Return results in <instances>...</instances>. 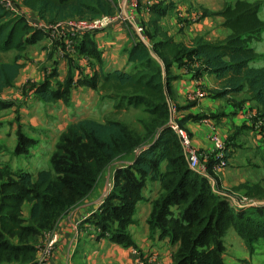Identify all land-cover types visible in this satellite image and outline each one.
I'll list each match as a JSON object with an SVG mask.
<instances>
[{
	"label": "trees",
	"instance_id": "16d2710c",
	"mask_svg": "<svg viewBox=\"0 0 264 264\" xmlns=\"http://www.w3.org/2000/svg\"><path fill=\"white\" fill-rule=\"evenodd\" d=\"M22 3L47 24L116 11L112 0H22ZM216 14L224 18L229 30L226 38L207 41L197 37L189 47H181L176 56L183 54L188 60L196 59L206 73L223 78L221 96L244 90L256 102L258 115L264 121V65H251L258 53L250 46L264 29L259 2H225ZM38 39V32L25 18L0 4L1 50H20ZM92 45L97 51L93 42ZM152 49L156 48L141 40L133 42L127 61L140 67L134 71L113 69L104 76L105 82L113 80L119 86L132 88L134 96L129 102L134 107L143 106L153 116L144 123L143 132L114 119L104 122L79 119L61 135L50 159L52 170L41 169L34 179L27 171L19 172L16 179L8 177L0 193V262L18 260L34 264L35 246L30 239L39 227L49 226L79 205L104 169L128 156L133 162L115 171L114 189L102 204L101 218L130 220L136 203L142 199L145 181L158 180L160 192L153 201L149 222L151 228H159L161 235L178 243L172 264H224L220 233L231 227L247 247L264 240V176L232 189L251 199L240 203L230 195L213 192L209 178L189 168L179 138L169 126L173 93L169 77H162L151 56ZM18 68L17 62L0 64V89L10 84ZM67 88L68 83L54 91L43 82L36 92L43 101L56 102L66 99ZM177 121L182 126L183 120ZM19 148L20 143L17 151L22 152ZM262 165L264 168V157ZM25 201L31 206L27 224L23 225L21 206ZM107 229L116 242L131 243L123 231L114 232L108 226ZM3 234L16 236V243Z\"/></svg>",
	"mask_w": 264,
	"mask_h": 264
},
{
	"label": "crops",
	"instance_id": "0c3cea01",
	"mask_svg": "<svg viewBox=\"0 0 264 264\" xmlns=\"http://www.w3.org/2000/svg\"><path fill=\"white\" fill-rule=\"evenodd\" d=\"M13 1L19 8L15 14L22 13L24 17L36 14L24 6L22 0ZM112 1L116 10L132 13L136 21L143 25L151 47L156 48L151 50V56L159 66L162 77H169L173 91L171 109L178 119L183 120L182 126L198 150L203 167L200 173L211 171L215 161L211 134L216 132L223 139L228 166L216 173L219 193L237 200L227 191L246 182H256L264 176V121L258 115L257 104L247 97L244 90L221 96L219 92L223 78L206 73L196 59L188 60L183 54L176 56L181 47H189L197 37L207 41L225 39L229 30L224 25L223 16L216 13L225 2L234 0ZM43 31V38L23 49H0V64H19L10 84L0 89V100H13L10 106L0 107V193L8 177L16 179L19 172L27 171L34 179L39 170L47 169H35L36 161L32 157L29 164L26 159L25 166L17 164L23 160L25 153L17 151L18 133H22L19 130L42 126L45 115L56 117L55 125L63 120H66L65 124L70 122L76 114H79V119L105 121L102 117L104 114L99 115L97 109L102 90L98 92L97 86L93 85L97 84L100 75L105 76V71L122 69L127 63L133 40L136 36V41L140 40L131 22L116 24L90 37H74L73 45L67 43L68 38L54 31ZM92 42L98 52L94 51ZM256 59L252 66L264 64L261 57ZM43 82L54 91L68 83V106L64 100H58V111L50 109L49 103L44 107L36 92L37 86ZM191 91H201L204 96L189 100L187 93ZM70 102L74 104L72 107L69 106ZM132 162L131 156L115 160L107 171L99 175L93 189L79 205L49 226L39 227L35 241H30L35 246L34 264H43L39 261V255L52 241L53 233H56V238L50 247L49 264L173 263L178 243H172L168 236L161 235L159 228H151L149 222L153 201L160 192L158 180L148 178L145 181L141 190L142 199L136 203L130 220L101 218L102 204L114 189L115 171ZM111 201L117 203L116 198ZM30 206L31 203L26 201L21 206V218L26 221ZM104 224L114 232L123 231L131 243L111 239ZM16 241L15 238L10 242Z\"/></svg>",
	"mask_w": 264,
	"mask_h": 264
},
{
	"label": "rangeland",
	"instance_id": "374dc122",
	"mask_svg": "<svg viewBox=\"0 0 264 264\" xmlns=\"http://www.w3.org/2000/svg\"><path fill=\"white\" fill-rule=\"evenodd\" d=\"M249 1L259 2V16L262 20H264V0ZM15 15L24 18V15L22 13ZM35 31L38 32V36L40 38H43L45 36L43 30L35 29ZM137 37L138 36H136V39ZM136 39L133 40V42H137ZM147 43V45L151 47L150 44L152 43L148 39ZM250 46L255 48V50L259 52L258 56L264 60V29L261 31L260 35L256 40L250 42ZM259 57L257 59H259ZM135 67L140 66L137 64H129L127 61V63L122 67V69L125 71H134ZM104 73L106 75V73L108 72L105 71ZM103 78L104 75H100L98 77L97 84H94V86H97L96 90H98V92L99 90H102L99 94L100 97L97 104L98 114H104L102 116L103 120L114 119L121 123H124L131 129L143 132L144 123L150 122L153 116L147 113L144 110L143 106L134 107L132 102H129L128 99L134 96L132 88L128 86H119L113 80L105 82ZM105 94L108 95L106 96ZM38 100L41 101V104L44 107L45 104L49 103L48 106H51L50 109H52L53 111H58L60 109V107H58L57 102H45L40 98ZM68 101V96H66L64 103H66L67 106ZM11 103H13L12 99H1L0 107L10 106ZM73 105L72 102H70L69 106L72 107ZM78 116L79 114H76V117L66 124V120H63L61 123L55 125L57 121L56 117L54 118L51 115L47 117L45 115L43 119V122L45 124H43L42 126H30L29 129L22 128V130H19V132L22 131V133H18L17 138L19 143L23 144V146H20L19 149L23 150L25 153L22 156L23 160L18 161L17 164L25 166L26 159L28 160L27 164H29V158L32 157V159L36 161L35 169H52L53 167L50 159L52 154H54V152L56 151V145L58 144L61 135L65 133L68 125L79 120ZM25 146L28 148L25 149ZM0 151L2 150L0 149ZM108 167L104 169L103 173L107 171ZM227 193L232 194L234 197L236 196V199L240 203L245 202L244 197L240 195V192H235L231 189L230 191H227ZM247 201H251V199H248ZM21 223L23 225H26L27 221L23 219ZM4 236L8 237L9 241L16 238V236H14L13 234H3V237ZM36 236L37 235H35L30 240L35 241ZM220 242L222 247L221 253L224 264H264V240L260 239L255 244L251 245L250 247H247L244 240L231 227L220 233ZM6 264L23 263L18 260H13L7 262Z\"/></svg>",
	"mask_w": 264,
	"mask_h": 264
},
{
	"label": "built area",
	"instance_id": "2783aa9c",
	"mask_svg": "<svg viewBox=\"0 0 264 264\" xmlns=\"http://www.w3.org/2000/svg\"><path fill=\"white\" fill-rule=\"evenodd\" d=\"M0 4L5 8L13 13H17L19 8L17 7L16 3L13 0H0ZM36 13V12H35ZM28 24L35 30H48L54 31L57 35L63 36L68 38L67 43L69 45H73L74 37H80L85 34H94L98 31H103L107 28H111L119 23H127L131 22L133 24L136 32L139 35V39L143 42H147L145 39V33L143 29V25L136 21V18L132 15V13L124 12L121 10H116L112 14H101L92 17H70L61 21H58L53 24H47L43 22L37 14L34 16H25L24 17ZM68 36V37H67ZM203 93L201 91H191L187 93V99L194 100L197 97H203ZM169 119V126L175 132L177 137L179 138L181 147L183 152L187 158V163L189 168L195 170L196 172L200 173L199 171H203V167L200 160V155L198 153L197 148L193 145L191 141V137L187 130L180 126L177 121V117L173 113ZM211 140L213 143V148L215 151L214 157L215 161L211 166V171L207 173H200L206 175L209 178L211 189L213 192L218 193L220 188L217 187V178L216 173L224 167L228 166V162L226 159L225 154V143L223 139L216 133L213 132L211 134ZM245 202L248 199L244 197ZM243 202V203H245ZM56 238V233L52 235V241H50L47 246L42 250L41 254L39 255V261L43 264H49L48 256L51 244L53 240Z\"/></svg>",
	"mask_w": 264,
	"mask_h": 264
}]
</instances>
